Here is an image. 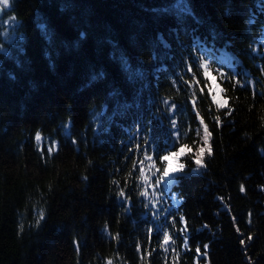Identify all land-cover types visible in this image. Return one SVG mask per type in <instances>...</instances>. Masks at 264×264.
Segmentation results:
<instances>
[{
    "label": "trees",
    "instance_id": "trees-1",
    "mask_svg": "<svg viewBox=\"0 0 264 264\" xmlns=\"http://www.w3.org/2000/svg\"><path fill=\"white\" fill-rule=\"evenodd\" d=\"M187 3L192 15L177 0H11L2 10L0 264H264V0ZM202 55L216 80L205 87L197 73L189 88L187 66L195 71ZM197 111L212 149L198 172ZM177 131L171 150L192 149L186 168L167 192L150 188L133 161L148 139L154 183Z\"/></svg>",
    "mask_w": 264,
    "mask_h": 264
},
{
    "label": "snow or ice",
    "instance_id": "snow-or-ice-1",
    "mask_svg": "<svg viewBox=\"0 0 264 264\" xmlns=\"http://www.w3.org/2000/svg\"><path fill=\"white\" fill-rule=\"evenodd\" d=\"M10 3H11V0H0V11L8 9L10 7ZM176 7L181 10V15H192L191 8H190L189 4L187 3V0H177ZM14 21H15V18L13 17L11 19V21H5L4 23L8 24V23H12ZM41 29L46 32V28L43 25H41ZM20 39H23V37H20ZM161 42H163L162 38H161ZM194 46H198L201 49H203V45L200 44L199 40L195 41ZM165 47H167L166 44H165ZM205 51H206V49H205ZM186 71L188 73H191V80L190 81H184L186 84H188L189 88H191L193 85L199 86L200 80L197 78V73H200L204 77L205 87L208 86L207 82H208L209 79H211L213 81L216 80V76L212 75L213 70L211 68V65H210L209 61L207 59H205L203 57V55L200 58L199 62L197 63L195 71H193L192 64H189L187 66ZM261 71L264 72V69H261ZM217 75L220 77L221 81H223L225 79H229L228 76H226L222 72H219L218 70H217ZM237 83H239V82L237 81ZM248 83H250V82H245L241 86L242 87H246L248 85ZM173 86H175V82L173 83ZM236 86H237L236 84H233V88H235ZM208 91H209V95H210L212 104L216 106L217 111H219L220 109L228 108L227 98H224L222 100V102H217V96L212 94V89L209 88ZM224 91H226V90L221 89V92H224ZM203 92H204V89L201 88L200 89L201 95L203 94ZM261 94L264 95V93H261ZM191 102H192V105H193V110L195 111L196 110V103H197L196 93L195 92L192 93ZM163 104L166 105V106L169 105V100L168 99H164L163 100ZM175 108H176L175 104H172L168 108L169 114L173 113L175 111ZM231 111L232 110L230 108H228V111L225 112L224 114L225 115H229L231 113ZM196 115H197V118L199 119L200 125H201V127L203 129V135L202 136H201V133H200L199 129L197 130V133H196L197 136L200 137L203 146L199 147L197 149L196 153L192 156V159H193V161H194V163L196 165V168L193 171H197L198 172L200 168L205 167V163H204L205 153H207V155H209V156L212 155V149H211V145L209 143L210 138H211V132L209 131L207 124L204 123L203 118L200 117V114H199L198 111L196 112ZM214 120L216 122L217 127H220L221 124H222L220 116L216 115L214 117ZM171 125H172L173 129L177 128V122H176L175 119L171 120ZM65 128H67V125H65ZM186 134L187 133H185L184 135H186ZM172 135H173L174 139H173V142L170 145L169 149L166 150V154L162 155V156H159V160H160L161 164L163 165V167H162V170L160 168H156V172L153 173V175L156 176V179H155L154 183H149L148 180H147V177H145V169H144L145 161L149 162V167L150 168H155L156 167L155 161L153 160V156L151 154H149V150L148 149H149V143L150 142H149L148 139H145V141H144L145 148H144V157H143V159H140L138 162L137 161H133V170L136 169L137 163H139V166H140V168H139L140 176L137 177V179L143 178L144 183H147L148 187L156 189L158 191L162 190L163 192H167L169 190L170 185L174 184L178 179H180V176L178 174L183 173V171L186 168V164L181 162V158L184 157L187 153H191L192 152V149L187 144H181L179 148H177L175 151H172L171 147H174L175 144L179 143V137H180L181 134L177 131V132H173ZM35 139L37 141L41 140V135H40L39 132L36 134ZM55 148H56V143L52 142V147L49 148V150H48L49 154H51L55 150ZM136 149H137V151L140 150V145L139 144L136 145ZM130 151H131V149H130ZM170 159H174L176 161L175 166H172L169 163ZM157 173H159V174L157 175ZM132 175H133V173L130 172L129 176H132ZM126 184H127V181H126ZM244 190L245 189H244L243 185H241L240 191L243 192ZM139 194L141 196L145 197L146 199L148 198V195H149L148 192L146 190H144V189H141ZM117 195H118V198H120L122 200H126L127 199L124 189H120L119 192L117 193ZM172 199L175 200V196L174 195L172 196ZM144 206L147 208L149 205H148V203H145ZM151 206L153 208H156L157 204L153 203ZM44 218H45V213H44L43 210H41L39 212V214H38V219L36 220V224L39 225L40 222ZM180 219H181V223L183 224L184 223V218L181 217ZM105 231H107V228L105 229ZM148 231L151 234L152 229H148ZM180 232H181V235L184 237L183 247H187L188 246V241H189V238H188V236L186 234L187 233V228L186 227L182 228L180 230ZM237 232H239L238 228H237ZM162 235H163V240L161 242V247L166 248L167 245L169 244L170 240H171V237H170V234H169V232L167 230L163 231ZM112 238L113 239H117V237H112ZM252 239H253L252 236L248 237L249 241H251ZM239 242H240V244L242 246L245 245V240L244 239H241ZM203 247H204V250H205L204 253H201L200 252V248L197 247L196 252H197L198 256H200V255L206 256L207 255V249H208L209 246L207 244H205ZM137 250L138 251L140 250V246L139 245H137ZM107 264H112V261L108 260Z\"/></svg>",
    "mask_w": 264,
    "mask_h": 264
},
{
    "label": "rangeland",
    "instance_id": "rangeland-1",
    "mask_svg": "<svg viewBox=\"0 0 264 264\" xmlns=\"http://www.w3.org/2000/svg\"><path fill=\"white\" fill-rule=\"evenodd\" d=\"M218 90V89H217ZM216 96H217V100L220 102V100H219V93H218V91H215V93H214Z\"/></svg>",
    "mask_w": 264,
    "mask_h": 264
},
{
    "label": "water",
    "instance_id": "water-1",
    "mask_svg": "<svg viewBox=\"0 0 264 264\" xmlns=\"http://www.w3.org/2000/svg\"><path fill=\"white\" fill-rule=\"evenodd\" d=\"M1 14H2V11H0V16H1Z\"/></svg>",
    "mask_w": 264,
    "mask_h": 264
}]
</instances>
